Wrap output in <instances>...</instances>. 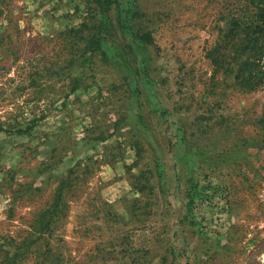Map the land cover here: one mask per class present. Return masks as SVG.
Returning <instances> with one entry per match:
<instances>
[{"label": "rangeland", "instance_id": "rangeland-1", "mask_svg": "<svg viewBox=\"0 0 264 264\" xmlns=\"http://www.w3.org/2000/svg\"><path fill=\"white\" fill-rule=\"evenodd\" d=\"M112 6L0 0V264H264V0Z\"/></svg>", "mask_w": 264, "mask_h": 264}, {"label": "trees", "instance_id": "trees-1", "mask_svg": "<svg viewBox=\"0 0 264 264\" xmlns=\"http://www.w3.org/2000/svg\"><path fill=\"white\" fill-rule=\"evenodd\" d=\"M89 2H91L92 4L95 5V7L97 8L98 12L96 14V18L101 17L102 20H104L106 17H108V15L110 14L111 10H112V5L115 3V0H89ZM263 10V14H264V8ZM104 24L103 22L100 23V25L97 27V32L93 35V37L91 38V40H89L87 47L88 49H92V53L93 56L97 55L99 52H101L103 50L102 48V42H103V31L105 30L104 28ZM257 41L255 40V38L251 37L249 39V49L251 50V53L256 52V48H254L255 43ZM261 51V50H260ZM246 52V50H244V53ZM101 55H104L103 52H101ZM244 64H248V62H244ZM251 66H253L252 64H250ZM240 72H242V70H240ZM249 80L245 81V84L250 83L251 85V81L254 78V76L250 75ZM256 79V78H255ZM78 86H76L74 88V90H77ZM73 172H70L68 178L61 184V186L57 189L58 192V196H57V201L54 205V207L57 209L59 207V200L62 197L63 191L69 186L71 185V177H72ZM49 212V211H47ZM19 256H15L13 261H17Z\"/></svg>", "mask_w": 264, "mask_h": 264}, {"label": "clouds", "instance_id": "clouds-1", "mask_svg": "<svg viewBox=\"0 0 264 264\" xmlns=\"http://www.w3.org/2000/svg\"><path fill=\"white\" fill-rule=\"evenodd\" d=\"M262 262H264V257H261Z\"/></svg>", "mask_w": 264, "mask_h": 264}]
</instances>
